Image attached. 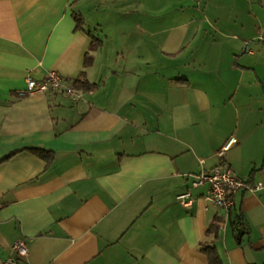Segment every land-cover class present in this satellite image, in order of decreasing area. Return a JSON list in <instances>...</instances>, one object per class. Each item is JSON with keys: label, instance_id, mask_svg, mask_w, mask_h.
<instances>
[{"label": "crops", "instance_id": "obj_1", "mask_svg": "<svg viewBox=\"0 0 264 264\" xmlns=\"http://www.w3.org/2000/svg\"><path fill=\"white\" fill-rule=\"evenodd\" d=\"M152 2L0 0V263L21 241L19 264H209L201 244L224 216L223 263L264 264V188L235 196L239 245L208 186L186 177L219 166L235 137L225 162L264 185V0H234V21L164 27L140 16ZM51 71L98 89L18 95Z\"/></svg>", "mask_w": 264, "mask_h": 264}, {"label": "built area", "instance_id": "obj_2", "mask_svg": "<svg viewBox=\"0 0 264 264\" xmlns=\"http://www.w3.org/2000/svg\"><path fill=\"white\" fill-rule=\"evenodd\" d=\"M63 92L75 101L82 98L80 91L70 85L57 71H51L43 81H36L28 78L26 80V89L19 91V96L33 95L38 93ZM238 143L235 137H231L226 144L217 152L216 157L221 160V164L210 171H202L198 174L187 175L192 178V187L200 188L208 186V195L206 200L224 209L226 213L233 209L235 205V196L242 191L256 192L264 188L263 183L253 184L240 179L233 169L225 162L227 152ZM204 163V161H202ZM177 200L184 206L190 207L194 201L192 193L187 191L180 194ZM17 258H9L0 264H19L21 258L29 255V250L24 242H16L13 247Z\"/></svg>", "mask_w": 264, "mask_h": 264}, {"label": "rangeland", "instance_id": "obj_3", "mask_svg": "<svg viewBox=\"0 0 264 264\" xmlns=\"http://www.w3.org/2000/svg\"><path fill=\"white\" fill-rule=\"evenodd\" d=\"M140 15L147 21L156 22L160 27L168 25L169 22L179 16V19H187L194 15L217 16L222 15L231 21L235 20L234 0H152ZM179 13V14H178ZM130 22V20L128 21ZM178 22H176V25ZM130 25V24H129ZM211 30V29H209Z\"/></svg>", "mask_w": 264, "mask_h": 264}, {"label": "trees", "instance_id": "obj_4", "mask_svg": "<svg viewBox=\"0 0 264 264\" xmlns=\"http://www.w3.org/2000/svg\"><path fill=\"white\" fill-rule=\"evenodd\" d=\"M74 19L77 24V30H83L85 26L84 19L78 14H74ZM100 45H101V41L96 38H93L91 50L97 49ZM90 64H91V60L87 57L85 66L87 67ZM74 87L76 90L83 91L86 93L94 92L98 89L97 85H93L88 82L85 73H83L81 78H79L74 83ZM32 152L37 156H39L41 159L45 160L48 164L51 163L53 156L50 153L44 151H32ZM233 209L228 212L227 216L228 219L231 221L230 224L234 232L236 241L239 245H241L244 236L247 233H249V226L242 214L239 213L234 218L232 217ZM225 222H226V218L224 216H217L206 233V236L209 240L201 244V252L208 258L209 264H224L219 254V251L217 247L214 245V243L219 239L221 227Z\"/></svg>", "mask_w": 264, "mask_h": 264}]
</instances>
